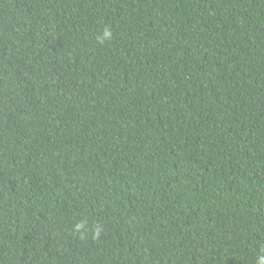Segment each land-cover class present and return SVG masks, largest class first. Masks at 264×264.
Segmentation results:
<instances>
[{"label":"trees","instance_id":"trees-1","mask_svg":"<svg viewBox=\"0 0 264 264\" xmlns=\"http://www.w3.org/2000/svg\"><path fill=\"white\" fill-rule=\"evenodd\" d=\"M262 249L264 0H0V264Z\"/></svg>","mask_w":264,"mask_h":264},{"label":"clouds","instance_id":"clouds-1","mask_svg":"<svg viewBox=\"0 0 264 264\" xmlns=\"http://www.w3.org/2000/svg\"><path fill=\"white\" fill-rule=\"evenodd\" d=\"M97 43L100 45L105 44L106 42L110 41L113 39V31L111 27H105L102 34L97 36ZM84 229H85V224L83 222L77 223L73 227V231L76 233H80L81 236L84 235ZM96 236H99V230L96 231ZM264 251V249H262ZM257 264H264V255H261L258 260Z\"/></svg>","mask_w":264,"mask_h":264}]
</instances>
